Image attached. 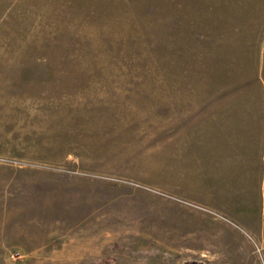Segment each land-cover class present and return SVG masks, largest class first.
Listing matches in <instances>:
<instances>
[{
    "label": "rangeland",
    "instance_id": "374dc122",
    "mask_svg": "<svg viewBox=\"0 0 264 264\" xmlns=\"http://www.w3.org/2000/svg\"><path fill=\"white\" fill-rule=\"evenodd\" d=\"M0 264H264V0H0Z\"/></svg>",
    "mask_w": 264,
    "mask_h": 264
},
{
    "label": "crops",
    "instance_id": "0c3cea01",
    "mask_svg": "<svg viewBox=\"0 0 264 264\" xmlns=\"http://www.w3.org/2000/svg\"><path fill=\"white\" fill-rule=\"evenodd\" d=\"M241 126H243L244 124L240 123ZM230 129H231V126H230Z\"/></svg>",
    "mask_w": 264,
    "mask_h": 264
}]
</instances>
